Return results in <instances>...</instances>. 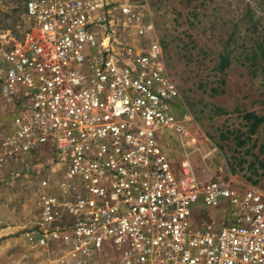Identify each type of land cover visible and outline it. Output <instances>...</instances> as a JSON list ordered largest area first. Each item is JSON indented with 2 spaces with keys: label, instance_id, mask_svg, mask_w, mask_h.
Instances as JSON below:
<instances>
[{
  "label": "built area",
  "instance_id": "2783aa9c",
  "mask_svg": "<svg viewBox=\"0 0 264 264\" xmlns=\"http://www.w3.org/2000/svg\"><path fill=\"white\" fill-rule=\"evenodd\" d=\"M25 16L1 55L0 166L48 156L27 243L54 264H264V192L198 181L188 160L174 174L161 134L190 138V117L175 116L159 42L129 41L130 0H26ZM198 200L212 220L193 216Z\"/></svg>",
  "mask_w": 264,
  "mask_h": 264
},
{
  "label": "rangeland",
  "instance_id": "374dc122",
  "mask_svg": "<svg viewBox=\"0 0 264 264\" xmlns=\"http://www.w3.org/2000/svg\"><path fill=\"white\" fill-rule=\"evenodd\" d=\"M25 2L0 0V61L27 32ZM130 3L140 20L129 25V41L134 46L159 42L179 91L175 116L190 117V138L161 134L174 174L179 176L180 163L188 160L198 181L232 179L264 192V128L249 135L243 119L246 113L264 116V0ZM12 117L13 108L0 95V138L11 131ZM47 161L48 156L37 155L0 166V264H54L57 252L33 247L25 237L36 222L34 193ZM215 212L200 200L192 208L203 223Z\"/></svg>",
  "mask_w": 264,
  "mask_h": 264
},
{
  "label": "trees",
  "instance_id": "16d2710c",
  "mask_svg": "<svg viewBox=\"0 0 264 264\" xmlns=\"http://www.w3.org/2000/svg\"><path fill=\"white\" fill-rule=\"evenodd\" d=\"M223 68L227 64V60L223 59ZM244 121L248 126V134L253 135L259 128H264V116H256L251 113H246L243 116ZM261 151L264 152V142L261 147Z\"/></svg>",
  "mask_w": 264,
  "mask_h": 264
}]
</instances>
